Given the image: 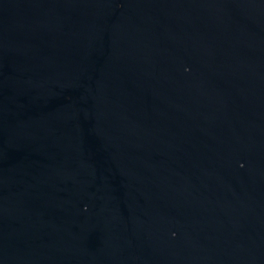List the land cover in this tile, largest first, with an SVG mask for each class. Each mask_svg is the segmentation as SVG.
<instances>
[{"label": "water", "instance_id": "95a60500", "mask_svg": "<svg viewBox=\"0 0 264 264\" xmlns=\"http://www.w3.org/2000/svg\"><path fill=\"white\" fill-rule=\"evenodd\" d=\"M0 264H264V0H0Z\"/></svg>", "mask_w": 264, "mask_h": 264}]
</instances>
